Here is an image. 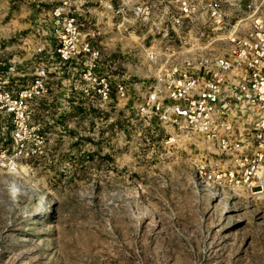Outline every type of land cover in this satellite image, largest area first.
<instances>
[{"label": "rangeland", "instance_id": "obj_1", "mask_svg": "<svg viewBox=\"0 0 264 264\" xmlns=\"http://www.w3.org/2000/svg\"><path fill=\"white\" fill-rule=\"evenodd\" d=\"M57 5L0 0L5 87L43 70L47 88L29 103L19 149L0 111V264H264V197L212 200L202 178L215 150L138 111L159 66L135 51L126 61L99 37L95 74L125 87L101 101L83 96L81 64H46V50L33 58L53 46L42 21ZM12 55L21 62L10 72Z\"/></svg>", "mask_w": 264, "mask_h": 264}, {"label": "built area", "instance_id": "obj_2", "mask_svg": "<svg viewBox=\"0 0 264 264\" xmlns=\"http://www.w3.org/2000/svg\"><path fill=\"white\" fill-rule=\"evenodd\" d=\"M56 2L42 21L53 43L48 59L85 68L83 96L105 101L113 90L125 92L123 83L112 86L109 77L95 74L104 49L99 37L106 36L109 49L118 48L126 61L130 51L140 53L137 61L161 70L153 74L138 111L215 150L202 178L213 195L264 197V0ZM84 24L90 26L87 35L81 32ZM45 74L36 73L16 92L7 90L9 77L0 74V111L14 119L13 150L25 139L30 101L47 91ZM15 160L10 156L9 169Z\"/></svg>", "mask_w": 264, "mask_h": 264}, {"label": "crops", "instance_id": "obj_3", "mask_svg": "<svg viewBox=\"0 0 264 264\" xmlns=\"http://www.w3.org/2000/svg\"><path fill=\"white\" fill-rule=\"evenodd\" d=\"M50 46L51 45H47L46 48L44 46L40 48V52L46 50L44 52V54H46V55H44V57H43V62H45L46 64H48L51 61V60L48 59V55L53 50V46L52 47H50ZM47 49H49V50L47 51ZM12 51H14V50L12 49ZM31 55L34 56L33 57L34 59H36L35 55H37V48H34V49L32 48ZM12 57H13V59L11 61H9V64L12 63V65H9V66H12L13 69H14V62L19 63V62H21V60L19 59V57L17 55H12ZM33 63H35V62H33ZM0 66H4V67L6 66V63L4 62L3 58L1 57V55H0Z\"/></svg>", "mask_w": 264, "mask_h": 264}, {"label": "bare ground", "instance_id": "obj_4", "mask_svg": "<svg viewBox=\"0 0 264 264\" xmlns=\"http://www.w3.org/2000/svg\"><path fill=\"white\" fill-rule=\"evenodd\" d=\"M203 183H204L203 185H205L207 187V191H208L209 195L212 197V200L218 201L221 204H224L225 203L224 200H223V198H221L220 195H218V196L213 195V193L210 190V186L211 185L208 182H206L205 180H203Z\"/></svg>", "mask_w": 264, "mask_h": 264}]
</instances>
